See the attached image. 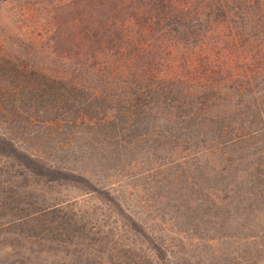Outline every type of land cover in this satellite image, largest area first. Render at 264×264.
<instances>
[{
	"label": "rangeland",
	"instance_id": "rangeland-1",
	"mask_svg": "<svg viewBox=\"0 0 264 264\" xmlns=\"http://www.w3.org/2000/svg\"><path fill=\"white\" fill-rule=\"evenodd\" d=\"M80 1L85 0H0V58L72 87L68 99L74 102L45 116L35 110L18 117L0 113V132L8 133L18 153L37 162L13 161L10 174L0 178V264H70V259L87 264L93 256L108 255L98 243L109 235L97 233L114 227L120 210L91 194L88 185L116 183L131 208L139 202L137 211L156 233L166 224L185 233L183 240L171 241L181 254L175 263L264 264V2L228 0L216 10L212 1L189 0L187 26L170 22L169 30L148 26L157 15L147 12L115 15L123 30L105 36L96 33L102 15H92L93 23L85 25L88 15L77 13ZM133 96L138 105L131 108ZM128 111L134 115L130 123ZM165 111L200 120L179 124L173 118L188 130L181 136L161 129ZM112 115L125 124L92 125ZM82 118L93 127L47 125ZM118 127L130 128L121 141L114 138ZM211 129L217 136L227 133L219 146L209 143ZM198 136V146L190 144ZM231 139L244 140L238 147L221 145ZM210 147L218 149L217 156L209 154ZM199 152L204 156L197 164L209 179H197L198 191L216 186L218 176L221 187L236 183L239 192L245 190L225 196L228 202L219 209L193 210L186 222H168L164 215H170L171 204L163 198L186 189L176 186V175L186 169L177 163L187 157L189 166ZM37 164L84 182L47 183L58 174ZM32 170L47 177H32ZM50 204L62 205L67 220L60 214L29 219Z\"/></svg>",
	"mask_w": 264,
	"mask_h": 264
},
{
	"label": "trees",
	"instance_id": "trees-1",
	"mask_svg": "<svg viewBox=\"0 0 264 264\" xmlns=\"http://www.w3.org/2000/svg\"><path fill=\"white\" fill-rule=\"evenodd\" d=\"M198 0H195V2ZM212 1V3L216 4V10H222L224 8V3H227L228 0H207ZM231 1V0H230ZM235 1V0H232ZM244 2L252 1V0H242ZM256 2H264V0H253ZM189 0H85L80 1V6L77 8L78 15H88L87 19H85V25L90 26L93 23L94 17L92 15H102L103 19L98 20V24L100 28L96 30V33L100 32L107 36L108 34L112 36L113 33L117 32L120 34L123 30V25L121 27L119 24L114 22L115 15H145L147 12L148 15H157L153 24H149L148 26H159L161 30H169L170 22H178L180 24V28H185L187 26V21L184 18V15H191L189 14L188 10L189 7ZM150 6L153 7L149 8ZM149 9H148V8ZM111 15V17H110ZM97 19V16L95 17ZM103 20V21H102ZM110 20V21H109ZM155 24V25H154ZM107 28V29H105ZM134 26L127 30L131 31L134 30ZM86 30H93L92 27H88ZM94 32V30H93ZM90 33V32H89ZM167 35L163 36H169ZM31 75V76H30ZM58 82H54L45 76H40L34 71H30L27 73L24 68H20L18 65H13L12 63L6 61L4 58H0V113H5L7 116H11L14 114L15 117H18L17 114L25 115L30 110H35L36 115H44L45 113H55L62 109V107L67 103H73L68 99L70 93L73 88L69 86H60ZM57 85V89L54 87ZM62 85V84H61ZM159 85L154 86V91L157 90ZM131 89V87H129ZM60 91V97L56 98L59 94L56 92ZM135 96V95H134ZM134 96L130 101V107L134 108L136 104ZM53 99V100H50ZM59 106L61 108H59ZM83 107L84 105H80ZM39 110V111H38ZM143 115H145L143 113ZM45 116V115H44ZM133 116H129V111L126 119H128L129 123L130 120H133ZM176 116V115H175ZM172 113L165 111L164 114L159 118L160 120V127L161 129L169 128L174 132H177L178 135L186 136L187 129L185 127L180 128L177 123H175V119L178 120V123H187V122H195L196 119L200 120V117L193 114H183V116L175 117ZM175 118V119H173ZM126 119H121V117H117V115H112L111 119H105L103 122L92 123L93 126H96L98 129L102 128L106 125L111 126L113 129H116L117 125L119 124L124 125ZM206 119L202 117L201 124L204 123ZM62 121V122H61ZM56 122V123H54ZM48 122V126H58L60 123L61 125H73L76 126L77 124H81L82 126H90L91 124L86 123L81 119V123L72 122L69 120H60ZM90 126V127H93ZM131 128L133 125L130 124ZM119 129L118 133L114 135V138H118L121 141V136L123 135V131L127 132L128 129ZM226 132V131H225ZM223 132H214V130H210V137L209 143L218 144V141H223L222 139L227 133ZM188 136V135H187ZM190 137V136H189ZM198 139L200 137H193L190 138L192 141V145L198 146ZM202 139V138H201ZM189 140V139H187ZM244 139L234 141L233 139L227 140L221 145L225 147H238V142L243 141ZM11 138L9 137L8 133H1L0 132V178L3 177L5 174H10V165L13 161H19V159L28 160L29 163L36 164L37 162L34 160H30L29 156L22 155L18 153V148H16L13 143L11 142ZM108 141L116 143L114 139H109ZM198 141V142H197ZM204 141V139H203ZM16 145V144H15ZM108 145V143H107ZM110 146V145H109ZM219 146V144H218ZM103 150V147L102 149ZM211 153L218 155V149L210 147L208 149ZM207 151V152H209ZM203 152L195 153L193 156V160H190L191 165H187L189 159L187 157H183L178 165L186 166V169H180L176 176L178 178L176 180L177 187L185 186L186 189L182 191L181 189L178 190L175 194L174 198H163L164 201L171 204L170 206V215L165 214L164 216H168V222L173 221H181L186 222L189 214L193 210H205L211 209L216 210L219 209L221 206L226 205L228 199H225V196L230 195V193H241L244 189L240 192L237 189V184L233 183V185H220V180L214 178L212 183L216 185L211 188H207L205 191L201 188L199 191V181L197 179H201L200 182L209 177H206L203 171L204 165L197 164L199 158H202L204 155ZM38 165V164H37ZM26 168H29L28 163L25 164ZM219 166V165H218ZM40 169H45L49 174H58V179H50L47 183H53L58 180H67L68 182H84L83 178L80 176H74L70 173H65L59 169H52L46 168L44 166L38 165ZM24 169L27 171L28 169ZM224 172L226 173V169L223 168ZM28 172V171H27ZM42 173V174H41ZM34 172L33 170L30 171V175L32 177H39L45 176L44 172ZM199 175L196 178V175ZM47 177V176H45ZM239 180H242L239 175L236 176ZM49 178V176H48ZM224 178V177H223ZM85 183L88 185V182ZM199 183V185H198ZM117 185H109L103 187L101 189H96L94 187L89 186L90 193L93 195H102L108 199L111 208L114 207L118 208L120 212L116 217H113L117 221L115 222L114 227H108V232L100 231L99 235L107 236L109 235V239L107 240H100L98 244H100L101 249H105L108 255H96L93 256L91 260L87 262V264H178L175 261L181 256L180 252L177 251L176 246L171 243V241H181L184 239L183 234L184 232H180V228L178 226L171 227V225H167L166 227L160 228V233H156L150 225H147L141 218V212L137 211V206L129 205L130 202L127 198L121 197L120 193L121 183H116ZM198 185V186H197ZM116 186V188L114 187ZM120 189V190H119ZM10 191V190H9ZM247 192V191H246ZM248 193V192H247ZM247 193H243V196H246ZM5 207V205H2ZM123 208V209H122ZM137 208V209H136ZM129 212V215H126V212ZM49 216L53 217L56 214H60V220H67V214L65 213V209L62 205H52L50 204L46 209L41 211L35 212L32 215H29V219L33 218L37 215ZM27 220V218H24ZM81 222L83 219L79 218ZM24 221V220H23ZM21 221V222H23ZM16 222V221H15ZM159 222V221H158ZM162 222V221H160ZM100 223V222H99ZM101 225V223H100ZM104 227V225H103ZM154 235V237H149V233ZM152 232V233H151ZM158 235V237H157ZM162 235V236H161ZM170 236V237H169ZM164 237V239H161ZM160 238V239H159ZM157 241V242H156ZM186 244H182L184 247ZM173 250H175L173 252ZM79 260L77 259H70V264L75 263ZM61 264H68L67 262H63Z\"/></svg>",
	"mask_w": 264,
	"mask_h": 264
}]
</instances>
